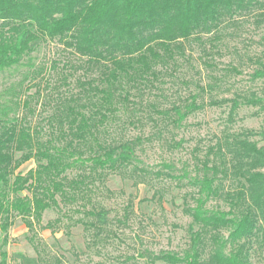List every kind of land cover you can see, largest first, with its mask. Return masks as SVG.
Masks as SVG:
<instances>
[{"label":"trees","instance_id":"obj_1","mask_svg":"<svg viewBox=\"0 0 264 264\" xmlns=\"http://www.w3.org/2000/svg\"><path fill=\"white\" fill-rule=\"evenodd\" d=\"M249 18L258 27L264 24V0H0V74L28 67L22 82L37 80L42 68L35 67L30 55L47 41L58 42L79 60L62 61L59 84L33 83L26 90L35 91L25 97L19 82L0 91V264H8V232L16 218L31 233L30 243L40 259L44 242L38 232L54 233L58 225L66 234L77 226L92 231L93 242L118 239V230L132 213L131 204L115 219L113 229L107 210L94 203L93 196L108 193L109 174L124 175L128 168L134 183L149 180L151 173L139 166L136 151L153 135L125 137L130 127L143 130L149 123L161 134L160 126L180 128L205 106L228 105L230 120L243 107L264 113V95L217 99L214 82L197 84L167 108L161 107L159 96L147 98L161 91L164 78H175L189 63L187 50L193 42L204 46L205 36L211 48L218 49L213 43ZM259 45L260 55L249 59L254 65L251 81L264 80V35ZM203 64L215 69L209 61ZM57 66L53 62L51 68ZM80 69L90 77L78 78L75 91L61 93L59 86H68ZM225 72L240 74L232 64ZM221 77L210 78L217 82ZM182 84L189 86L184 80ZM33 100L52 110L46 128L27 120L35 115ZM21 109L27 115H19ZM117 131L122 135L113 137ZM261 142L264 124L259 132L218 139L204 151L195 147L179 175L171 174L175 168L164 163L167 171H156L155 177L166 176L192 190L191 203L183 206L191 219L188 246L181 254L143 249L135 259L146 264H251L254 245L264 247ZM172 144L180 148L182 141ZM30 160L35 169L18 171ZM48 210H55L57 217L43 225ZM44 263L64 264L57 255Z\"/></svg>","mask_w":264,"mask_h":264},{"label":"rangeland","instance_id":"obj_2","mask_svg":"<svg viewBox=\"0 0 264 264\" xmlns=\"http://www.w3.org/2000/svg\"><path fill=\"white\" fill-rule=\"evenodd\" d=\"M262 35H264V24L258 27L253 19L249 18L241 20L234 31L228 29L220 41H215L213 45H217L218 49L211 48L205 36L204 46L193 42L187 50L189 63L178 70L175 78H164V83L159 85L161 91H154L147 95V98L155 100L157 98H154V95H157L161 107L167 108L172 102L187 97L197 84H213V82L218 86L213 96L217 99L229 98L235 94L249 95L252 92L264 95V80L249 79L254 67L249 59L260 55L262 46L259 45V38ZM203 49L207 51L204 53ZM30 57L36 68H42L37 80L33 82L28 78L22 82L28 67H19L0 74V91L19 82L22 84V97H25L35 91L34 87L29 91L26 90L33 83H40L41 86L45 81L51 85L59 84L63 76L60 69L62 61L69 59L71 62H79L69 50L64 49L56 41L41 43ZM205 61H209L215 69L213 71L206 69L203 64ZM53 62L59 64L58 69L51 68ZM231 64L240 74H225V70ZM90 75L91 73L84 69L78 70L69 78L68 86H59V91L64 94L68 89L75 91V81ZM222 75L223 78L221 77L217 82L210 78ZM182 80L188 82L189 86L182 84ZM206 97L208 96H205V101ZM30 107L35 110V115L28 116L27 120L46 128L45 119L50 115L51 108L44 109L34 100L30 102ZM228 110V105L205 106L187 117L180 128L160 126L161 134H158L149 123L143 130L130 127L126 132L124 131L125 137H135L139 134L145 137L153 135L150 141H144L136 151L140 161L139 166L151 174L146 183L139 184L134 183L133 178L129 177L130 168L123 173L124 175L109 174L105 180L108 193L104 191L93 196L94 203L107 210L108 225L113 229L117 226L115 219L121 217L123 208L128 203L131 204L132 213L127 225L118 230V239L93 242L92 231L77 226L69 230L70 234H66L64 226L58 225L54 233L49 230L38 232V237L44 242L40 259L37 258L38 255L30 243L31 233L21 219L16 218L8 232L9 241L6 248L8 264H46L44 259L48 260L52 255L61 257L64 264H146L142 258L135 259L137 253L143 249L154 253L172 251L181 254L188 246V226L191 222V219L183 213V206L191 203L189 194L192 190L180 186L179 182L166 176L155 177L154 173L156 171L165 173L167 170L163 168V164L169 163L175 168L170 173L179 175L182 167L190 163L192 150L195 147L204 151L203 149L214 145L218 139L230 138L244 131L259 132L263 127L264 113L257 108H240L232 120L228 118ZM21 114L27 115L24 109L19 112V115ZM112 134L113 137L122 135L119 131ZM254 140L259 138L256 137ZM178 141H182V146L172 148V143ZM262 144L264 143L261 142L259 145ZM35 167V162L30 160L22 164L18 171L26 174ZM220 204L225 208L222 202ZM214 205L215 202L209 204L210 207ZM56 217L55 210L45 211L42 224L45 225ZM251 264H264V247H260L259 244L254 245Z\"/></svg>","mask_w":264,"mask_h":264}]
</instances>
